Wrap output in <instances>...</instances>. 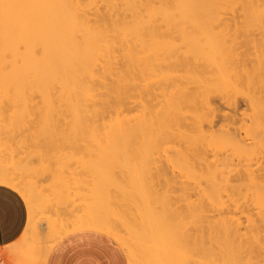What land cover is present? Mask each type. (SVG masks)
<instances>
[{"label": "bare ground", "instance_id": "6f19581e", "mask_svg": "<svg viewBox=\"0 0 264 264\" xmlns=\"http://www.w3.org/2000/svg\"><path fill=\"white\" fill-rule=\"evenodd\" d=\"M8 4L28 6L0 7V102L37 160L10 163L0 149V185L32 202L0 256L44 264L79 231L110 237L128 264L264 256V239L223 222L225 236L189 240V253L170 202L190 214L264 212V0H0ZM64 150L92 158L79 161L95 201L73 219ZM105 189L111 205L99 202Z\"/></svg>", "mask_w": 264, "mask_h": 264}, {"label": "rangeland", "instance_id": "374dc122", "mask_svg": "<svg viewBox=\"0 0 264 264\" xmlns=\"http://www.w3.org/2000/svg\"><path fill=\"white\" fill-rule=\"evenodd\" d=\"M0 105H1L0 106V145H1L0 149L3 153L5 152L4 153L5 155L1 152L2 159L5 156V159L3 160L5 161L7 160L8 162L10 161V163L11 162L15 163L17 162V160H23L25 158L33 159L36 161L37 156L35 154H32L31 145L29 144V142H27L28 139L30 138V134L25 129H23L22 131L15 130L8 125L11 122L10 121L11 119L9 116L11 115V112L14 109L10 107L6 109L7 106L5 104L4 105L1 104V102H0ZM2 106H3V109H2ZM75 151L76 152L71 151V153L74 152L73 154H75V156H72V154L69 153L70 152L69 150L67 151L64 150L61 153H59L61 155L65 154L64 155L65 157H68L66 154H70V157H68V159L70 160L68 161L67 158H65L64 160L65 162H67V164L65 165L66 168L64 170L63 175L69 182L68 183L69 184V198H68L67 208L64 211L72 219L73 217L82 214L83 212L82 210H84L87 205L95 201V198H93L89 192V190L92 187L91 186L92 177L90 176L88 171L82 166L83 161H88L90 159L92 160V158L89 156L88 152H85V151L83 152L80 150H75ZM9 153H12V155L11 154L9 155ZM79 160L82 162H80ZM40 165L41 164L38 163V166ZM45 165L46 164H43V166ZM115 174H118V172L116 171ZM44 175L46 176L48 174L45 173ZM105 191H106L105 193L107 197L101 198L102 200L100 198L96 200L100 199L99 202H103V203H107L111 205L113 203V196H115V193L112 189H107V190L105 189ZM176 200L172 199L170 200V202L173 204L172 209L176 210L177 212V217H176L177 221L175 220V224L179 226L180 228L178 231V235L183 240H186V237L187 239L189 238L188 240H186L188 242L183 243L184 247L187 246V250L186 248L182 246V243H181L180 245L177 244L181 248V249L177 248L176 249L177 251L186 250L189 253H192L193 255H195L196 252L194 253L192 252L193 245L195 244H193L192 242L196 241L195 242L196 245L200 246L202 244L206 247L210 245L211 237L218 238V239L222 238L223 236L226 235L224 230L222 231L220 227V224L222 222L226 223L227 225H230L232 229H235V228L239 229V233L241 232L242 234H244V237L245 235L247 236V238H250L252 236H259L260 239H264V216H262L264 215V212H261L260 215H258L259 213L256 210H254L253 211L254 213L252 212L253 214L250 213V214H237V215L230 214L229 215V214H224L220 211H219L220 214L218 213V211L216 213L214 211L215 209H213L212 211V208L208 207V209L204 208L203 210H197L195 213L190 214L184 209L185 208L184 205L186 206V202L181 201L179 199H176ZM191 201L194 204L195 203L197 204L199 200L195 197H192ZM119 205H120L119 207L123 209L121 203H119ZM115 207L117 206L115 205ZM189 240H191L192 242ZM261 242H263V240ZM198 246L197 247L194 246V249L195 250L198 249ZM163 250H167V249L164 248ZM169 251H171V249H169ZM261 252L264 253V250H262ZM175 254L177 253L175 252ZM256 255L257 254H254L253 260L251 258L252 262L255 264H264V262H262L264 260V256L263 255L256 256ZM193 260H194V257L192 258V261Z\"/></svg>", "mask_w": 264, "mask_h": 264}, {"label": "crops", "instance_id": "0c3cea01", "mask_svg": "<svg viewBox=\"0 0 264 264\" xmlns=\"http://www.w3.org/2000/svg\"><path fill=\"white\" fill-rule=\"evenodd\" d=\"M12 192L9 196L7 193ZM0 215L11 218V227L0 231V249L16 242L22 235L28 218L27 208L20 212L23 198L13 189L0 185ZM0 264H9L0 256ZM44 264H128L123 250L108 236L79 231L59 240L49 252Z\"/></svg>", "mask_w": 264, "mask_h": 264}, {"label": "snow or ice", "instance_id": "6c2138e0", "mask_svg": "<svg viewBox=\"0 0 264 264\" xmlns=\"http://www.w3.org/2000/svg\"><path fill=\"white\" fill-rule=\"evenodd\" d=\"M28 5H21V4H8V5H0V7H7V8H19V7H26ZM10 186V185H9ZM19 188V186H17ZM19 191L24 192V190L21 188ZM4 193H0V196H3ZM7 195L12 196L13 193L9 192ZM27 208L28 212L31 213L32 211V202L28 197V193L24 192V200L21 203L20 212L23 213L25 209ZM12 224L11 218H5L3 215H0V231L4 230L6 227L10 228ZM14 249L15 245L10 246Z\"/></svg>", "mask_w": 264, "mask_h": 264}]
</instances>
